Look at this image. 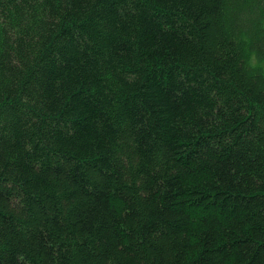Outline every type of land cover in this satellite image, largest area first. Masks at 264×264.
Wrapping results in <instances>:
<instances>
[{"label": "trees", "instance_id": "16d2710c", "mask_svg": "<svg viewBox=\"0 0 264 264\" xmlns=\"http://www.w3.org/2000/svg\"><path fill=\"white\" fill-rule=\"evenodd\" d=\"M0 264H264V0H0Z\"/></svg>", "mask_w": 264, "mask_h": 264}]
</instances>
